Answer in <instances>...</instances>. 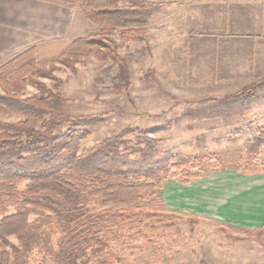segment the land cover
<instances>
[{"label": "trees", "instance_id": "1", "mask_svg": "<svg viewBox=\"0 0 264 264\" xmlns=\"http://www.w3.org/2000/svg\"><path fill=\"white\" fill-rule=\"evenodd\" d=\"M70 7L73 0H47ZM164 3L150 0H81L82 17L96 27L73 39L57 58L73 68L78 57L113 60L131 86L121 47L149 33V18ZM31 46L0 64V264H122L128 251L144 250L175 221L159 208L158 192L172 178L188 183L210 169L223 167L216 154L205 158L178 151L160 152L148 133L136 140L128 129L82 147L87 130L100 115L72 116L55 76L59 64L37 58ZM43 79L55 80L50 87ZM264 82V81H263ZM258 84L231 97H250ZM35 88L27 94L28 87ZM264 126L250 133L242 147L238 171L264 173ZM175 223V222H174ZM230 239H250L224 230ZM256 234H262L259 227ZM140 264V263H138Z\"/></svg>", "mask_w": 264, "mask_h": 264}, {"label": "rangeland", "instance_id": "2", "mask_svg": "<svg viewBox=\"0 0 264 264\" xmlns=\"http://www.w3.org/2000/svg\"><path fill=\"white\" fill-rule=\"evenodd\" d=\"M73 1L77 8L81 0ZM74 12L84 26L80 24V33L73 36L96 31L80 10ZM152 19L144 40L128 42L120 49L129 68L128 90L122 87L123 69L113 60L103 62L84 55L78 57L74 69L56 62L73 36L37 47L39 60L60 66L55 76L61 82L58 90L67 98L65 113L103 114L97 125L74 126L87 130L82 147L128 129L126 137L133 140L142 133L154 137L160 152L178 151L200 158L216 154L221 159L222 168L210 169L201 178L188 183L172 178L164 184L158 205L177 215L175 223L155 234L156 241L147 249L128 251L122 264H264V232H255L264 227V173L238 171L243 144L252 131L264 126V77L232 78L223 72L221 77L209 78L198 68L183 71L179 61L183 46L176 45L169 52L167 44L159 42L185 41L182 31L168 23L153 29ZM223 32L209 33L205 40L216 41L215 35ZM225 55L231 56L232 51ZM43 81L50 87L56 84L51 79ZM258 83L250 97H231ZM34 91L29 86L26 93ZM0 118L14 121L21 116L0 114ZM224 230L240 236L244 231L255 234L250 239L229 240Z\"/></svg>", "mask_w": 264, "mask_h": 264}, {"label": "crops", "instance_id": "3", "mask_svg": "<svg viewBox=\"0 0 264 264\" xmlns=\"http://www.w3.org/2000/svg\"><path fill=\"white\" fill-rule=\"evenodd\" d=\"M150 1L164 3L150 17L153 29L168 23L182 31L185 41L159 42L166 43L169 52L176 45L183 46L179 53L183 71L198 68L209 78L221 77L223 72L232 78L264 77V0ZM74 10L79 6L47 0H0V64L31 46L39 48L46 41L80 33L84 25ZM218 31L224 32L215 35L216 41L205 40ZM229 50L232 55L226 56Z\"/></svg>", "mask_w": 264, "mask_h": 264}]
</instances>
